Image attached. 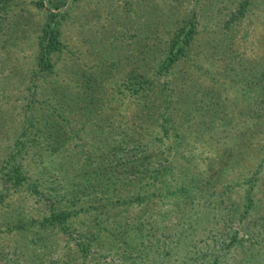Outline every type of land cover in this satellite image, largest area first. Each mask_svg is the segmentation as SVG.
Listing matches in <instances>:
<instances>
[{
	"label": "rangeland",
	"instance_id": "rangeland-1",
	"mask_svg": "<svg viewBox=\"0 0 264 264\" xmlns=\"http://www.w3.org/2000/svg\"><path fill=\"white\" fill-rule=\"evenodd\" d=\"M241 2L0 0V164L10 151H16L14 142L21 121L26 117H39L53 102V86L68 85V90L72 92L78 90L77 86L85 77L96 75L98 82L104 85L99 92L100 99L104 100L102 103L108 108H115L108 110L109 114H113L114 124L126 127L135 120L144 124V129L156 127L135 116L136 104L133 99L121 98V94L116 96L117 102L111 98L113 88L110 87L128 82L131 78L129 70L135 69L138 73L147 71L146 76L153 77L154 85L161 87L165 93H171L173 99L178 91L176 85L183 84L189 107L192 108L206 102L208 99L203 91L213 87L217 102L220 103L217 112L209 117L203 109L199 112L190 111L189 119L186 118L188 115L177 114L173 127L190 129L184 141L186 144L182 147L199 156L198 170L204 169L221 144H232L236 149H244L241 158L239 155L238 159L232 157L233 162L225 168L223 177L226 180L222 179L219 185L232 183L226 192V203H237L236 212L227 218L224 205H215L216 195L213 193L210 201H206L209 212L206 222L208 236L203 238L208 242L213 241L216 230L224 236L227 234L226 237L237 233V243H250L257 248L262 246L264 250V116L260 120L255 116L252 120L247 111L251 101L264 100V96L258 88H251L252 84H246L233 72L223 71L224 60L218 58L219 52L210 53L205 45H201L205 38L218 31V17L227 15L231 6L237 8ZM49 12L54 13L55 20H58L62 49L49 55L51 71L46 69L35 73L38 41ZM240 16L228 30L232 55L241 56L246 61L248 71H252L253 67V71L258 72L263 65L257 64V67L254 62L264 57V0H251ZM187 22H192L195 27L187 60L156 75L154 71L158 69L164 42L174 34L178 23L184 25ZM34 85L37 90L30 97L29 87ZM173 106L171 103L170 107ZM63 114L68 118L69 127L83 129V122L87 118L79 114L77 108L67 109ZM209 118H212L211 124H208ZM195 129H200L197 135L192 132ZM79 135L80 138L68 139L61 144L62 150L69 151V156L66 154L65 157V167L70 172L74 171L73 167L76 171V164L72 162L74 159L84 162L80 150L90 149L92 144L85 131L79 132ZM134 136L130 141L142 143V147L138 146L141 151L144 150L143 146L153 148L151 142L146 141L147 138L141 140L138 135ZM40 144L24 151L18 159H21L29 181L38 182L41 194L36 196V192L27 185L14 191H2L4 186L0 184L3 193L0 198V264H67L66 261L69 264H120L115 254L96 255L98 252L95 249L82 260L76 249L80 230V222L76 218L72 219L69 231H64L60 226L53 227L41 231L39 239H33L31 234L37 231V226L11 227V224H15L12 220L18 211L24 217L48 211L51 197H55L65 183L66 178L59 170L47 169V165L61 160L60 154L44 151L38 156L35 152ZM134 148L127 147L126 150ZM33 153L35 158H32ZM259 162L263 164L257 176L260 178L255 179L251 190L247 191L246 187L251 183V171L255 172ZM159 206L161 211L171 212L174 208L172 202L167 201L155 205L157 208ZM239 251L231 255L229 261L241 260V264H245L244 255ZM259 258L255 262L253 260L252 264H264V257Z\"/></svg>",
	"mask_w": 264,
	"mask_h": 264
},
{
	"label": "trees",
	"instance_id": "trees-1",
	"mask_svg": "<svg viewBox=\"0 0 264 264\" xmlns=\"http://www.w3.org/2000/svg\"><path fill=\"white\" fill-rule=\"evenodd\" d=\"M242 1L237 8L231 6L227 15L218 17V31L205 38L201 45H205L210 53L219 52L218 58L224 60L223 71L233 72L246 84H252L251 88H258L264 96V57L254 62L256 66L263 65L261 70L254 72L253 67L252 71L247 70L246 61L241 56L232 55L228 30L251 2ZM54 16L49 12L41 29L35 73L46 69L51 71L49 55L62 49L58 20ZM194 33L192 22L175 26L174 34L164 42L158 69L154 71L156 75L187 60ZM142 54L144 57V51ZM129 73L131 78L128 82L110 87L113 88L112 101L117 102L118 94H121V98L133 99L136 104L135 116L147 124H153L156 129H144V124L135 120L126 127L115 125L113 114L108 113L109 109L115 108H108L102 103L104 100L100 99L99 92L104 85L98 82L96 75L85 77L77 86L78 90L72 92L68 90V85L53 86V102L46 112L37 118L26 117L21 121L14 142L16 151H10L0 164L2 191H14L27 185L36 192V196L41 194L38 182L29 181L21 159H18L24 151L40 143L35 154L41 156L44 151L60 154L61 160L47 165V169L59 170L66 179L63 191H57L55 197H51L48 211H37L38 215L31 214L29 217H24L18 211L12 220L15 224H11V227L37 226V231L31 234L33 239H39L41 231L53 227L60 226L64 231H69L72 219L76 218L80 222L76 249L82 260L92 249L98 252L96 255L115 254L120 264H241V260L229 261L230 256L238 254L239 250L244 255L245 264L260 260L259 257H264L262 246L257 248L254 244L237 243V233L226 237L227 234L224 236L216 230L213 241L208 242L203 238L208 236L206 201H210L213 193L216 195L215 205H224L227 218L236 212L237 203H226V192L232 183L219 185L226 174L225 168L233 162L232 157L241 158L244 149L221 144L204 169L198 170L199 156L182 147L186 144L184 141L190 129H173L177 114L188 115L190 111L203 109L212 117L220 107L214 95L216 90L211 87L203 91L208 100L192 108L189 107L183 84L176 85L178 91L173 99L171 93H165L161 87L159 89L154 85L153 77L146 76L147 71L138 73L131 69ZM29 90L30 97H33L37 86H30ZM171 103L173 107H170ZM72 108H77L78 113L87 118L83 122V129L69 127L68 118L63 113ZM248 108L250 119L256 116L260 120L264 116V100L251 101ZM186 118L189 119V115ZM212 122V118H209L208 124ZM198 130L192 131L194 135L198 134ZM81 131L89 134L92 144L90 149L80 150L84 162L72 159L76 171L73 167L74 171L70 172L65 167V157L69 151L62 150L61 144L68 139L80 138ZM134 135L141 140L147 138L146 141L151 142L153 148L143 146L144 150L141 151L138 146L142 143L130 141L135 138ZM127 147L135 148L126 150ZM132 152L134 154L131 155ZM35 154L32 158L36 157ZM153 157H156V161ZM262 163L256 165L254 173L251 171L247 191L251 190L255 179L260 178L257 176ZM2 191L0 198L3 197ZM247 199L250 200V197ZM166 201L172 202V208H175L171 212L161 211L160 206L155 207L157 203L160 205ZM131 207L135 209L130 210ZM66 263L69 264V261Z\"/></svg>",
	"mask_w": 264,
	"mask_h": 264
}]
</instances>
